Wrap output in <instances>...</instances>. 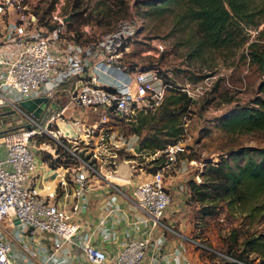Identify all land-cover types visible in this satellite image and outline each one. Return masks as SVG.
I'll list each match as a JSON object with an SVG mask.
<instances>
[{"label": "built area", "instance_id": "2783aa9c", "mask_svg": "<svg viewBox=\"0 0 264 264\" xmlns=\"http://www.w3.org/2000/svg\"><path fill=\"white\" fill-rule=\"evenodd\" d=\"M66 16L57 2L49 23H43L25 0H0V123H7L3 116L8 115L18 120L17 124L0 126V264H24L16 258L2 229L1 224L6 220L55 235L53 247H41L44 259L39 264H76L67 255L56 258V252L80 232L81 224L75 213L88 201L91 176L100 172L108 178L117 176L119 155L124 151L131 152L122 157L130 162L132 176L137 171L144 173L134 185L136 203L149 213L150 231L156 227L162 229L156 238L149 234L129 236L114 253L94 242L90 232H83L80 245L87 264H146L148 250L151 246H162L166 231L179 236L182 251L185 243L199 244L187 232L164 220L173 201L165 172L172 168L179 153L187 150L185 142L179 139L149 153L152 157L163 155L165 160L156 169L146 170L135 156L147 153L138 147L139 134L133 130L128 133L121 125L123 120H133L140 113L159 107L169 84L158 68L140 69L119 63L121 45L130 35L134 21L125 20L101 40L84 42L74 31H68ZM61 91L66 95L65 103L60 100ZM25 95L48 98L39 116L20 104ZM69 107L74 112L90 110L99 117L93 123H86L80 117L68 116ZM69 121H82L84 134L93 138L95 134H91V129L99 128V142L89 147L90 159L67 144L82 137L80 133L73 135L64 130ZM43 134H49L54 144L38 141ZM84 141L89 144V139L84 138ZM59 146L69 150L79 164L75 161L51 164L58 183L46 185L43 193L36 182V149L39 153L46 149L40 155L43 158L51 153V161L59 156ZM68 181L73 183L74 200L70 205L60 204L57 196L67 194L63 185ZM15 218L20 222L16 223ZM106 232L111 235L110 230ZM23 246L31 254H37L29 245L23 243ZM180 254L175 264H198L194 255ZM225 256L236 260L229 254ZM239 262L246 264L243 260Z\"/></svg>", "mask_w": 264, "mask_h": 264}, {"label": "rangeland", "instance_id": "374dc122", "mask_svg": "<svg viewBox=\"0 0 264 264\" xmlns=\"http://www.w3.org/2000/svg\"><path fill=\"white\" fill-rule=\"evenodd\" d=\"M25 2L38 13L43 23H49L53 10L57 8V2H60L61 12L71 16L66 20L68 31H74L79 40L84 42L101 40L125 20L134 21L130 35L121 45L119 63L140 69L158 68L169 83L167 94L175 90L185 91L190 96L185 110L178 113L182 133L177 136V140L185 142L187 150L179 153L171 168L173 171L169 169L165 172L166 176L175 171L177 173V167L184 164L180 172L187 175L178 177V197L174 205L181 204L180 191L187 194L188 198L184 201L183 213L172 216L175 218L173 222L177 226H181L182 219L189 223L187 227L183 225L182 228L199 241V244L190 245L198 264H212L221 260L226 257L225 254L230 255L229 250L235 254L241 252L246 258L243 260L246 264H251L249 260L259 262L261 256L245 249L244 241L255 234L264 235V211L254 215L251 210L239 207V204H230L228 199L218 195L219 189H214V186L210 187L207 198L198 202L191 197L190 187V180L202 182L205 179L203 172L212 162L217 163L222 158H228L232 164L243 162L244 155L235 154V151L244 147H264L263 129L232 132L221 125L223 114L237 110L240 105L255 104V98L261 95L258 91L261 72L249 63L247 42L230 54L226 50L201 45L203 32L197 20L184 16L183 0L168 3L165 1L160 5L156 3L157 0ZM256 36L257 29H251L249 39ZM59 96L62 103H65L66 95L63 91L59 92ZM164 102L159 107L144 112L148 116L155 114L157 118L143 124L140 138L149 134L156 141L173 140L166 127L162 128ZM66 114L80 117L81 120H86V123H93L99 117L98 113L90 110L81 109L74 112L72 107L66 110ZM138 116L130 119L132 121H121L126 132L132 131V124H137V120L140 127ZM82 130L84 133L83 127ZM91 134H95V137L83 134L78 137L77 142L68 141L67 144L76 147V152L90 159L89 147H95L99 142V128L91 129ZM84 138L89 139V144ZM40 140L54 144L49 134H43L38 141ZM58 148L62 152L60 161H75L79 164L75 158L64 153L61 146ZM45 151L47 150L42 149L40 153ZM130 154L131 152L124 151L119 156ZM135 156L138 164L146 170H154L155 166L159 167L165 160L163 155L164 158L159 162L151 161L158 155L147 158L138 153ZM103 169L105 170V166Z\"/></svg>", "mask_w": 264, "mask_h": 264}, {"label": "trees", "instance_id": "16d2710c", "mask_svg": "<svg viewBox=\"0 0 264 264\" xmlns=\"http://www.w3.org/2000/svg\"><path fill=\"white\" fill-rule=\"evenodd\" d=\"M157 1L156 3L160 5L161 2L168 3L173 0ZM183 4L184 16L197 20L203 32L201 45L226 50L230 54L247 42L249 63L255 65L261 72L258 86L261 95L255 98V104L240 105L237 110L223 114L221 125L232 132L264 130V0H183ZM253 28L257 29V36L249 39ZM165 99L161 115L162 128L166 127L173 140L156 141L151 135L146 134L140 138L138 147L147 153L163 149L168 143L177 141V136L182 133L178 113L185 110L190 96L185 91L173 90ZM138 117L140 127L137 120V124H132L131 128L138 134L142 133L144 123L155 121L157 118L155 114L148 116L147 113H141ZM57 151L59 156L51 158L52 165L60 162L62 152L59 148ZM63 152L71 156L69 150L65 149ZM234 153H242L245 160L232 164L228 158H222L217 163L209 164L203 172L205 179L202 182L190 180L191 197L203 202L210 192V187L214 186V189H219L218 195L228 199L230 204H239V207L251 210L255 215L264 211V147H244ZM49 155L45 154L44 158H49ZM163 158L159 155L151 161L159 162ZM244 242L245 249L257 252L261 256L257 263L249 260L251 264H264V235L260 233L252 235ZM229 253L236 260L224 257L212 264H240L239 260L246 259L241 252L235 254L229 250Z\"/></svg>", "mask_w": 264, "mask_h": 264}, {"label": "crops", "instance_id": "0c3cea01", "mask_svg": "<svg viewBox=\"0 0 264 264\" xmlns=\"http://www.w3.org/2000/svg\"><path fill=\"white\" fill-rule=\"evenodd\" d=\"M3 121H7V123H0V126L18 123L17 117L10 115L6 117L3 116ZM72 123L77 124L76 122ZM78 124L82 125L81 127L84 129L83 122L80 121ZM36 153L38 162V178L36 182L40 190L44 193L46 185L58 183V177L53 170L49 160L50 158L44 160V156L42 158L37 149ZM145 156L147 158L150 157L147 154H145ZM119 160L127 165L128 175L117 172L120 169V165L118 164V169L115 171L118 176H111L108 178L103 172L91 176L88 201L85 202L81 210L75 213L76 220L81 224L80 232L74 236L72 241L64 244L57 250L56 258H62L67 255V257L69 256V258L75 260L76 264H87L82 246L80 245L81 233L83 232H90L94 242L104 246L112 253H114L118 247L122 246L123 242L129 236L138 237L147 236L149 234L155 235L154 237L156 238L161 232V227L153 228L151 229L152 231H150L152 223L150 215L144 208L136 203L134 198V185L144 177V174L137 171L135 175L132 176L130 162L125 161L122 156H120ZM183 166L184 164L177 167V173L175 171V173L172 172L165 176V182L173 194V201L166 210L164 220L180 230L187 232L182 228L183 225L185 227L189 225L185 219L180 221L181 226H177L176 223L173 222L175 218H172L176 213H183L184 201L188 198L187 194L180 191L179 203L181 204L174 205L176 197H178V190L176 188L179 184L178 177H187L185 172H180ZM63 186L67 194H59L57 200L60 204L70 205L74 200L73 183L72 181H68ZM1 226L3 231L6 232L5 235L7 240L12 244L16 258L24 264H39L44 259V251L41 247L50 249L53 247L56 239L55 235L49 231L32 227L23 228L21 225L12 223L10 220L4 221ZM106 230H110L111 235L108 234ZM181 241L179 236L166 231L165 241H163L162 246L160 248L151 246L148 250L146 264H175V258L181 252L184 256L193 255L190 249V243H185V249L182 251ZM23 243L35 249L37 254L34 255L26 251ZM182 257L183 256L179 258L180 261H182ZM69 263L70 262H67L65 264Z\"/></svg>", "mask_w": 264, "mask_h": 264}, {"label": "water", "instance_id": "95a60500", "mask_svg": "<svg viewBox=\"0 0 264 264\" xmlns=\"http://www.w3.org/2000/svg\"><path fill=\"white\" fill-rule=\"evenodd\" d=\"M70 17H71L70 14L67 15L65 17V20H69ZM47 99L48 98L46 96L29 97V96L25 95L20 100V104L23 107H25L26 109H28L30 111H33L35 115L39 116L40 113L42 112L43 106H44L45 102L47 101ZM118 164L120 165V169L117 172L118 173H121L123 175H128L127 165L123 161H121V160H118ZM15 222L16 223L20 222V219L19 218H15Z\"/></svg>", "mask_w": 264, "mask_h": 264}, {"label": "bare ground", "instance_id": "6f19581e", "mask_svg": "<svg viewBox=\"0 0 264 264\" xmlns=\"http://www.w3.org/2000/svg\"><path fill=\"white\" fill-rule=\"evenodd\" d=\"M73 122H75V121H73ZM77 124H75V123H72L71 121H69L66 125H65V127H64V130L66 131V132H68V130L70 131V133L71 134H73V135H77V134H81V135H83V130H82V127H81V125H79L78 123H80V121H78V122H76ZM118 176V175H117Z\"/></svg>", "mask_w": 264, "mask_h": 264}]
</instances>
